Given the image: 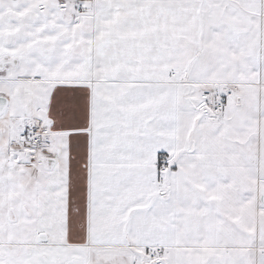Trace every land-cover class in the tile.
<instances>
[{
    "label": "snow or ice",
    "instance_id": "obj_1",
    "mask_svg": "<svg viewBox=\"0 0 264 264\" xmlns=\"http://www.w3.org/2000/svg\"><path fill=\"white\" fill-rule=\"evenodd\" d=\"M0 264H264V0H0Z\"/></svg>",
    "mask_w": 264,
    "mask_h": 264
}]
</instances>
